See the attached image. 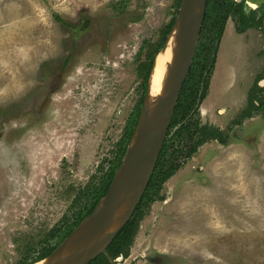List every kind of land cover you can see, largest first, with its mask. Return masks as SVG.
<instances>
[{
  "label": "rangeland",
  "instance_id": "obj_1",
  "mask_svg": "<svg viewBox=\"0 0 264 264\" xmlns=\"http://www.w3.org/2000/svg\"><path fill=\"white\" fill-rule=\"evenodd\" d=\"M177 10L176 0H0V131L16 124L27 147L22 187L1 204L0 264L27 245L38 253L110 165L143 97L141 47ZM228 21L198 117L229 144L208 141L164 183L118 264H264V105L242 116L264 82V21L245 33Z\"/></svg>",
  "mask_w": 264,
  "mask_h": 264
},
{
  "label": "trees",
  "instance_id": "obj_2",
  "mask_svg": "<svg viewBox=\"0 0 264 264\" xmlns=\"http://www.w3.org/2000/svg\"><path fill=\"white\" fill-rule=\"evenodd\" d=\"M181 0H176L177 11H179ZM178 13V12H177ZM176 16L161 29V35L156 41L147 40L141 47L140 52L148 46L146 59L138 65L139 74L143 81V97L136 105L127 120L124 132L118 140L115 147V155L110 160V165L104 169L99 168L98 175L92 177L87 186L81 188L75 198L72 214L65 216L62 225L56 226L50 230L47 236L42 239L41 247L38 253H35V246L27 245L22 253L21 259L15 264H33L37 260L43 259L49 255L61 241L70 234V232L89 215L100 198L108 191L111 181L118 169L128 148L130 139L137 125L141 108L144 101L148 78L150 76L155 55L165 44L168 33L175 23ZM233 16L237 18L239 32H244L248 27H258L262 24L264 15L257 16V11L250 7L245 0L235 2L233 0H207L205 21L201 32V38L198 44L197 52L188 73L176 106L163 150L157 162L156 169L152 175L144 197L135 213L128 223L117 233L113 242L108 247L113 258L121 255L127 257L130 255L135 237L140 229L144 210L156 200H163L161 193L162 186L166 183L182 165L181 158L190 156L196 151L199 145L208 140H218L225 144L230 137L225 130L218 126L201 123L199 121V103L206 98L210 83V75L215 67L219 44L223 36L227 20ZM58 19H61L57 16ZM139 52V56H140ZM68 61V59L66 60ZM258 90L253 89L248 97V109L242 114L243 117L252 116V113L264 105V100L258 95L262 87L257 82ZM257 101L259 103H257ZM194 110V112H192ZM235 123H241V119L233 120ZM52 241L54 243H52ZM89 264H112L106 254L102 253L92 260Z\"/></svg>",
  "mask_w": 264,
  "mask_h": 264
},
{
  "label": "water",
  "instance_id": "obj_3",
  "mask_svg": "<svg viewBox=\"0 0 264 264\" xmlns=\"http://www.w3.org/2000/svg\"><path fill=\"white\" fill-rule=\"evenodd\" d=\"M252 8L258 5L247 0ZM207 0H181L174 25L155 55L140 116L108 191L46 257L33 264H89L104 253L142 201L163 150L184 81L191 70L205 21ZM171 53L161 88L153 91L159 57ZM264 82L260 84L263 85Z\"/></svg>",
  "mask_w": 264,
  "mask_h": 264
},
{
  "label": "flooded vegetation",
  "instance_id": "obj_4",
  "mask_svg": "<svg viewBox=\"0 0 264 264\" xmlns=\"http://www.w3.org/2000/svg\"><path fill=\"white\" fill-rule=\"evenodd\" d=\"M233 1L240 2L241 0H233ZM245 1L247 3V0H245ZM249 1H251L253 3L257 2L258 7L253 8V9L257 10V16L261 17L262 15H264V12H261L260 14L258 13L259 8H260V10L264 8V7H262L263 3L259 5L258 0H249ZM232 17L233 16H231L230 18H232ZM228 20H227V23L229 22ZM263 21H264V18H263ZM227 23H226V26H227ZM226 26H225V29H226ZM261 26H262V24L258 27H261ZM250 28H253V27H248L246 30H248ZM224 32H225V30H224ZM243 33H245V32H243ZM223 35H224V33H223ZM67 59H69V57H67L66 60ZM262 79H264V77ZM257 103H259V102L257 101ZM200 104L201 103H199V106H198L199 108H200ZM220 110L218 111V113H221ZM192 112H194V110ZM1 128L3 130L0 131V140H1V138L7 136L8 134L17 137V139H14L12 141L13 143L11 145V148L10 147L9 148H3L2 144L0 143V212L2 211L1 204H2L3 200L8 196V194L12 193V192H18L19 189H21V187H22L23 179H25V173H26V166L24 165L25 161L23 160V156H24V151L27 149L26 146H24L22 143L19 142V139L22 137L23 134H22V130H20L19 127L16 128V124L12 125V131H8V128H7V133L3 132L5 127H1ZM221 130H224V129H221ZM225 133H227L229 135V132L226 131V129H225ZM208 141H211V140H208ZM208 141H205L201 145H199L198 148L196 149V151L193 152L190 156H183L181 158V160H182L181 167L187 162L188 159L193 157V155L198 151L200 146L204 145ZM216 141H218V140H216ZM226 144H229V138L224 145H226ZM9 151H10V153H9Z\"/></svg>",
  "mask_w": 264,
  "mask_h": 264
},
{
  "label": "bare ground",
  "instance_id": "obj_5",
  "mask_svg": "<svg viewBox=\"0 0 264 264\" xmlns=\"http://www.w3.org/2000/svg\"><path fill=\"white\" fill-rule=\"evenodd\" d=\"M171 53L168 51L166 54H162L159 57L157 68L153 76V91L157 92L162 85L165 75V64L169 61Z\"/></svg>",
  "mask_w": 264,
  "mask_h": 264
},
{
  "label": "clouds",
  "instance_id": "obj_6",
  "mask_svg": "<svg viewBox=\"0 0 264 264\" xmlns=\"http://www.w3.org/2000/svg\"><path fill=\"white\" fill-rule=\"evenodd\" d=\"M201 38V37H200ZM198 48V47H197Z\"/></svg>",
  "mask_w": 264,
  "mask_h": 264
},
{
  "label": "crops",
  "instance_id": "obj_7",
  "mask_svg": "<svg viewBox=\"0 0 264 264\" xmlns=\"http://www.w3.org/2000/svg\"><path fill=\"white\" fill-rule=\"evenodd\" d=\"M259 3V2H258Z\"/></svg>",
  "mask_w": 264,
  "mask_h": 264
}]
</instances>
